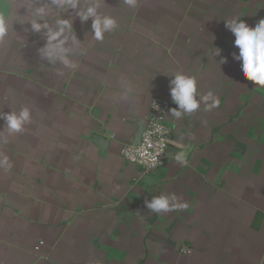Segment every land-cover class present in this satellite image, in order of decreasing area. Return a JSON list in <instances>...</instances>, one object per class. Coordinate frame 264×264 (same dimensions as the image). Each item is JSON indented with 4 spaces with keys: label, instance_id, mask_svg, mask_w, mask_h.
Segmentation results:
<instances>
[{
    "label": "crops",
    "instance_id": "obj_1",
    "mask_svg": "<svg viewBox=\"0 0 264 264\" xmlns=\"http://www.w3.org/2000/svg\"><path fill=\"white\" fill-rule=\"evenodd\" d=\"M98 2L118 27L97 41L91 19L64 13L81 41L67 67L38 55L37 0H0V114L31 113L18 133L0 119V264H264V89L243 77L225 23L254 27L264 0ZM176 72L216 103L169 112L166 162L143 174L122 147L154 97L171 101ZM161 194L187 208L151 213Z\"/></svg>",
    "mask_w": 264,
    "mask_h": 264
},
{
    "label": "clouds",
    "instance_id": "obj_2",
    "mask_svg": "<svg viewBox=\"0 0 264 264\" xmlns=\"http://www.w3.org/2000/svg\"><path fill=\"white\" fill-rule=\"evenodd\" d=\"M129 7L135 6V0H125ZM68 10H74L75 17L81 23L91 19V33L94 39L102 41L106 33L114 31L118 27L115 17L100 11L98 0H89L87 4H81V0H37L31 18L26 22L30 27L28 31L42 34L45 43L38 49L39 57L48 62H60L67 67H73L69 55L75 46L81 42L77 37H70L73 31L72 18L65 19L63 14ZM55 13L54 22H49L48 17ZM227 29L235 37L233 41L232 58L240 62V71L248 81L259 85L264 89V19L254 26H248L243 19H232L225 22ZM8 33V22L0 18V40ZM221 50L215 48L212 56H220ZM224 63V59L219 60ZM169 95L171 101L177 106L170 109V115L179 119L182 115L197 111L201 104L207 107L215 106L216 99L212 93L198 98L197 81L193 76L183 72L174 73L169 80ZM4 120L8 132L18 133L30 122L31 113L27 107L19 112L10 111L0 114ZM178 162H184V154L176 155ZM3 163H7L5 159ZM146 207L151 213H167L169 211L184 210L187 204L182 202L175 194H161L153 196L145 201Z\"/></svg>",
    "mask_w": 264,
    "mask_h": 264
},
{
    "label": "built area",
    "instance_id": "obj_3",
    "mask_svg": "<svg viewBox=\"0 0 264 264\" xmlns=\"http://www.w3.org/2000/svg\"><path fill=\"white\" fill-rule=\"evenodd\" d=\"M170 109V99L154 97L149 116L143 124L140 143H126L122 147L124 157L129 162L139 165L143 174L160 168L166 162L171 141V130L166 121ZM43 243L44 241L40 240L36 249L39 250ZM183 250L190 251L188 247H184Z\"/></svg>",
    "mask_w": 264,
    "mask_h": 264
},
{
    "label": "water",
    "instance_id": "obj_4",
    "mask_svg": "<svg viewBox=\"0 0 264 264\" xmlns=\"http://www.w3.org/2000/svg\"><path fill=\"white\" fill-rule=\"evenodd\" d=\"M177 107L173 102H171V109L172 108H175ZM143 128H144V125L143 124H140L139 125V129L136 133V136H135V139H134V143L135 144H139L140 141H141V137H142V132H143ZM95 141L98 143V144H102V138L100 136H96L95 137Z\"/></svg>",
    "mask_w": 264,
    "mask_h": 264
}]
</instances>
